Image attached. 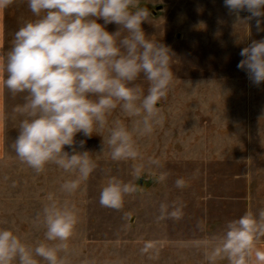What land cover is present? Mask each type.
Segmentation results:
<instances>
[{
	"label": "rangeland",
	"instance_id": "obj_1",
	"mask_svg": "<svg viewBox=\"0 0 264 264\" xmlns=\"http://www.w3.org/2000/svg\"><path fill=\"white\" fill-rule=\"evenodd\" d=\"M139 6L151 13L141 25L146 36L170 48L174 73L167 100L157 105L163 123L138 140L144 159L115 162L102 155L80 189L65 196L60 184L73 177L55 165L37 175L12 149L22 119L13 118V109L24 103L26 94L8 92V157L0 162V228H11L33 245L46 242L44 229L34 221L52 194L58 202L67 199L78 209L79 223L68 241L72 264H81L84 258L95 264H207L205 254L210 249L205 241L222 232L227 221L264 208V82L258 87L251 84L237 67L242 48L264 39V31H257L255 20L248 25L237 21L223 0H139ZM7 8L9 37L3 56L12 47L15 32L35 19L26 0H14ZM248 15L240 13L241 19ZM97 22L103 24L102 19ZM118 28L115 23L106 25L110 33ZM137 83L147 91L143 77ZM115 118L130 126V118L119 109L109 119ZM75 139L86 141L77 150L102 151L99 135L87 138L78 133ZM65 151L71 149L65 146ZM148 157L159 159L160 167L149 168ZM139 164L145 170L134 180L133 168ZM160 172L169 174L162 183L157 181ZM112 176L132 181L140 189L125 197L119 211L99 203L100 192ZM178 178L185 179L186 188L175 187ZM172 202L185 205L183 218L158 220L160 204Z\"/></svg>",
	"mask_w": 264,
	"mask_h": 264
},
{
	"label": "clouds",
	"instance_id": "obj_2",
	"mask_svg": "<svg viewBox=\"0 0 264 264\" xmlns=\"http://www.w3.org/2000/svg\"><path fill=\"white\" fill-rule=\"evenodd\" d=\"M224 7L237 21L248 25L255 20L257 31H264V0H223ZM14 0H0L6 9ZM35 19L26 21L14 35L12 47L0 57V86L12 96L25 93L24 103L13 109V118L22 117L19 134L11 147L19 161L35 174L55 165L70 179L60 184L65 196L74 195L97 169V160L107 155L112 161L143 160L138 140L150 136L164 117L157 105L167 100L174 83L173 54L163 43L148 38L142 29L151 13L139 0H26ZM249 15L241 19L240 13ZM102 19L103 24L97 20ZM115 23L110 33L106 25ZM237 67L244 70L251 84L264 82V39L253 40L242 48ZM147 82L145 92L137 81ZM130 118V126L120 118L110 120L115 110ZM82 133L99 135L102 151L93 154L83 149ZM65 146L71 152L65 151ZM95 157V158H94ZM147 166L160 167V160L148 157ZM144 164L133 168L139 180ZM167 172H160L164 182ZM15 184H13V187ZM177 189L187 187L183 178ZM140 189L115 176L100 192L101 207L121 210L125 197ZM35 218L44 229V241L27 243L11 228H0V264H72L68 241L79 223L78 209L65 199L58 202L47 196ZM185 205L161 203L158 220L179 221ZM264 237V208L246 211L229 220L222 232L204 242L207 264L226 260L227 264H264V250L256 242ZM147 249H142L146 251ZM81 264H95L84 258Z\"/></svg>",
	"mask_w": 264,
	"mask_h": 264
},
{
	"label": "crops",
	"instance_id": "obj_3",
	"mask_svg": "<svg viewBox=\"0 0 264 264\" xmlns=\"http://www.w3.org/2000/svg\"><path fill=\"white\" fill-rule=\"evenodd\" d=\"M8 8L0 9V57L8 42ZM187 18V17H186ZM192 19V18H190ZM189 18L186 20H190ZM8 90L0 86V162L8 157ZM256 246L264 250V241H257Z\"/></svg>",
	"mask_w": 264,
	"mask_h": 264
},
{
	"label": "water",
	"instance_id": "obj_4",
	"mask_svg": "<svg viewBox=\"0 0 264 264\" xmlns=\"http://www.w3.org/2000/svg\"><path fill=\"white\" fill-rule=\"evenodd\" d=\"M154 13H156V12H154Z\"/></svg>",
	"mask_w": 264,
	"mask_h": 264
}]
</instances>
